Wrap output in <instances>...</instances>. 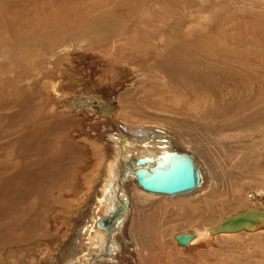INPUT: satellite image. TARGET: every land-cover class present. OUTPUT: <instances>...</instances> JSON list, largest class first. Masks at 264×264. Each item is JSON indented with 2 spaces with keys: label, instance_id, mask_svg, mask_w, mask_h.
<instances>
[{
  "label": "rangeland",
  "instance_id": "obj_1",
  "mask_svg": "<svg viewBox=\"0 0 264 264\" xmlns=\"http://www.w3.org/2000/svg\"><path fill=\"white\" fill-rule=\"evenodd\" d=\"M23 1L9 0L17 10L26 9ZM55 2L70 3L69 7L80 8L77 14L82 15L75 16L74 26L70 23L64 28L66 32L63 29L57 35L44 26L57 11L55 7L38 8L35 18L42 19L40 22L30 19L29 10L18 11L20 22L13 19L14 13H7L5 22L4 11L0 12V161L7 140L19 136L13 125V129H3L21 122L25 112L38 116L39 125L43 126L52 115L61 114L52 107L61 94L69 98V110L64 109L66 100L57 103L67 112L65 118L81 120L82 115L88 114L86 118L97 124L94 128L98 131L99 121H105L107 116L103 110L116 114L126 125L164 128L170 136L167 140L180 142L179 149L182 145V150L205 173L207 190L203 187L205 190L198 194L174 201L165 196L149 198L130 189L132 214L126 221L129 228H125L129 236L123 237L120 260L112 263L264 264V229L254 234L239 232L232 237L218 235L207 245L198 244L188 254L184 253L188 249L174 241L180 233L215 226L249 207L253 200L248 199V193L264 192V0ZM91 7L97 10L92 11ZM79 19L85 23L79 26ZM12 20L21 23L23 30L17 24L11 27ZM56 36L59 39L54 47L42 42H56ZM164 56L171 60L163 61ZM195 66L202 68L198 80L184 75ZM50 85L60 89L57 96ZM45 87L49 89L46 92ZM94 92L104 99L106 107L99 108L98 99L93 100V106H87ZM90 155V164L82 173L90 187L85 181L82 186L78 184L80 187L73 190L75 197L73 191L65 194L66 202L72 199L80 204L92 185L93 189L99 188L94 167L99 154ZM72 166L68 164L69 168ZM51 205L56 209V203ZM3 212L0 209V227L6 225ZM77 216L71 221L74 226ZM2 227L0 255L9 241H19L13 233L6 232L7 226ZM122 256L128 257L123 259L125 262ZM17 258L30 261L18 253L14 264Z\"/></svg>",
  "mask_w": 264,
  "mask_h": 264
},
{
  "label": "bare ground",
  "instance_id": "obj_2",
  "mask_svg": "<svg viewBox=\"0 0 264 264\" xmlns=\"http://www.w3.org/2000/svg\"><path fill=\"white\" fill-rule=\"evenodd\" d=\"M36 1L37 0H24L23 5L26 9L17 10V7L12 5L9 0H0V3L4 4L0 5V12L4 11L5 22H7V13H14L15 16L13 19L20 22L18 11L20 13V11L29 10L31 13L30 19L33 20V22H40L42 21V15H39L41 16V20L35 18L36 14L39 13L38 8L46 10L47 6L55 7L57 11L52 19L47 21L44 25L46 28L51 29V33H54V35L59 34L67 25H70V23L73 25L75 16H82L81 14V16L77 14L80 8L77 10L75 7H69V5H71L70 1L69 5L65 2L57 4L55 0H45L42 3H37ZM23 5L21 8H23ZM67 7H69V9ZM91 8L92 11L97 10L96 7L95 9L93 7ZM32 10L34 11L31 12ZM87 12L88 11H86L85 14L86 16L88 14ZM27 18L29 19L28 16ZM15 20L10 21L9 25L12 27L17 24L18 27L23 30L21 23H17ZM83 22L85 23V21H80L79 19L78 25L80 26ZM95 25L98 26V23ZM66 31L67 30L64 32ZM58 39L59 38L56 36V42H46L45 40H42V42L48 43L46 46L51 48L57 44ZM24 40L25 39H23V41ZM162 60L170 61L171 58L164 56ZM159 65L162 66L161 63ZM232 66L234 67V65ZM232 66L230 67L232 68ZM181 67L184 71V67ZM212 67L213 66H211V68ZM236 67L237 66H235V68ZM217 68L216 66V69ZM236 69L238 70V68ZM206 70H209V68ZM201 71L202 68L200 66H195L193 69L186 70L184 75L190 74L198 80V75ZM255 82L257 83L256 80ZM259 82L260 81H258V83ZM261 82L264 85L263 81ZM50 87L53 88L55 95L60 92L58 91L60 89L56 86L50 85ZM193 87H195L194 84ZM197 87L199 86L197 85ZM47 89L48 87H45V92ZM257 89L258 88H256V90ZM192 90L194 91V88ZM261 90L262 89H260V91ZM263 90L261 92H263ZM68 99H65L62 94L54 99L52 107L56 110L55 112L61 114L55 113L48 122L43 124V126H41V124L39 125L40 119L38 116H33L32 114L29 116L28 113L25 112V117L21 122L10 123L9 126L3 129H13L10 126L13 125L19 132V136L16 139L9 138L7 140L6 145L3 147L5 155L0 161V209L1 214L4 211L3 213L7 218L5 222L6 225L3 224L8 228V231H5L13 233L14 235H9L15 236V239L17 237L19 241H7L9 244L1 249L2 254L0 255V262L2 264H12L15 255L18 253H21L24 258L30 261L27 262L25 259L20 260L17 258L16 264H111L113 261L118 260L122 253L120 247L125 240L123 237L126 234L129 236V233H125L129 228L126 226V221L129 220L128 216L132 211V203L128 195L129 190L136 189L141 195L149 198H159L160 196L150 195L139 189L134 176V171L137 168L135 161L149 158L152 163L148 167H151L165 152H186L182 150V145V149H179L180 142L177 140L172 138L167 140L170 136L167 137L168 133H165V130H163L164 128L162 129L161 127L150 125H140L141 127L126 125L115 117L116 114L114 116L110 115L109 110L102 111L103 114L107 116L104 118L105 121H99L98 123L100 131L94 128L97 124L91 123L90 120L86 118L88 114L82 115L81 120H79V118L69 117L67 119L65 116L68 114L63 110L70 109V105L67 102ZM94 99L99 100V102L97 101V106H99V108L107 106L104 99L98 96L96 92L91 94L89 101H87V106H93ZM62 100H66L63 110L57 106V103H63ZM59 101L62 102L60 103ZM204 102L205 101H203V103ZM28 106H30V104ZM91 110L94 109L92 108ZM87 112H89L88 109ZM10 133L12 134V132ZM89 139L92 141L90 142ZM184 148L188 147L184 145ZM95 153L99 154L100 158L99 161L94 160V167L96 172H98L95 177V182L99 183V188L95 186V189H93L92 185L89 190L86 189L87 192H85L82 197L84 203L82 201V203L79 204L76 200L72 199L66 202L64 199L65 194L69 193V191L77 190L79 185L82 186L81 183H87L85 179H82L84 178V174L82 173L90 164V162L87 161V155L93 154L95 157ZM69 163L73 164L71 168L68 167ZM197 164L195 163L196 167ZM197 169L201 175V180L199 187L191 192L193 193L192 195L198 194L204 188L206 189V187H204L205 173L198 167ZM253 190L254 189H252V191ZM248 192L249 191L246 193ZM189 194L175 198L168 197V199L179 201V199L182 200L184 196L189 197ZM248 194V199L253 201L250 202V206H246L245 209L252 207L257 211H263L264 192L262 190H256ZM72 196L75 197V191L72 192ZM89 198H91V201ZM51 199L52 201L49 203ZM125 200L129 202L123 210L122 206ZM53 203H56V209L51 207ZM245 209L240 212H243ZM240 212L234 213L233 215ZM45 215H47L48 219H45ZM74 215H78L75 226L73 222H71ZM6 218L3 217L4 220ZM225 219L226 218L222 219L217 225ZM1 220L2 219H0V221ZM102 222L104 223V227L99 226ZM217 225H211L212 227L200 231L180 233L182 235H186L187 233L192 235V239L187 245L178 243L175 238L174 241L178 246L188 249L189 251L184 252L188 254L193 251L198 244L207 245L215 236L232 237V235L235 234L211 233L210 230ZM5 226L3 227L5 228ZM142 227L140 228L145 230L144 226ZM125 228L127 229L125 230ZM263 229L264 217L260 218L258 226L253 228V230L240 232L254 234L258 230L263 231ZM141 233L142 232L139 230L138 234L141 235ZM57 255L59 256V262L56 257ZM122 257V261L128 258L127 256Z\"/></svg>",
  "mask_w": 264,
  "mask_h": 264
},
{
  "label": "water",
  "instance_id": "obj_3",
  "mask_svg": "<svg viewBox=\"0 0 264 264\" xmlns=\"http://www.w3.org/2000/svg\"><path fill=\"white\" fill-rule=\"evenodd\" d=\"M151 163L149 158L138 159L135 161L137 168L134 171L137 186L150 195L175 198L195 191L200 185L201 175L193 158L185 152H165L154 165L148 167ZM128 202V200L124 201L123 210ZM262 217L264 210L247 208L243 212L227 217L210 232L217 234L253 230ZM99 226L104 227V223H100ZM175 239L178 243L187 245L192 235L179 234Z\"/></svg>",
  "mask_w": 264,
  "mask_h": 264
}]
</instances>
